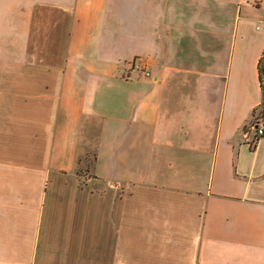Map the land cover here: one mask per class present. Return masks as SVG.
Here are the masks:
<instances>
[{
	"label": "crops",
	"instance_id": "0c3cea01",
	"mask_svg": "<svg viewBox=\"0 0 264 264\" xmlns=\"http://www.w3.org/2000/svg\"><path fill=\"white\" fill-rule=\"evenodd\" d=\"M263 55L264 0H0V264H264Z\"/></svg>",
	"mask_w": 264,
	"mask_h": 264
},
{
	"label": "built area",
	"instance_id": "2783aa9c",
	"mask_svg": "<svg viewBox=\"0 0 264 264\" xmlns=\"http://www.w3.org/2000/svg\"><path fill=\"white\" fill-rule=\"evenodd\" d=\"M145 62L141 59H136L133 63H132V69L134 70H137L138 72H142L144 74V76L146 77H150L151 76V72L149 70H146V67H145ZM251 127L255 128V125H251ZM255 133H256V136H255V140L258 139V137L260 136H264V124H261L259 126V123L256 124V128H255ZM246 135V132L244 133Z\"/></svg>",
	"mask_w": 264,
	"mask_h": 264
},
{
	"label": "trees",
	"instance_id": "16d2710c",
	"mask_svg": "<svg viewBox=\"0 0 264 264\" xmlns=\"http://www.w3.org/2000/svg\"><path fill=\"white\" fill-rule=\"evenodd\" d=\"M260 72L262 75V80H263V85H264V55L261 59V64H260ZM81 172V170H79Z\"/></svg>",
	"mask_w": 264,
	"mask_h": 264
},
{
	"label": "rangeland",
	"instance_id": "374dc122",
	"mask_svg": "<svg viewBox=\"0 0 264 264\" xmlns=\"http://www.w3.org/2000/svg\"><path fill=\"white\" fill-rule=\"evenodd\" d=\"M258 2V1H257Z\"/></svg>",
	"mask_w": 264,
	"mask_h": 264
}]
</instances>
